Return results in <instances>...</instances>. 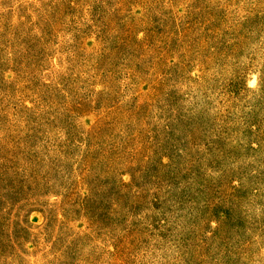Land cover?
<instances>
[{
    "label": "rangeland",
    "instance_id": "1",
    "mask_svg": "<svg viewBox=\"0 0 264 264\" xmlns=\"http://www.w3.org/2000/svg\"><path fill=\"white\" fill-rule=\"evenodd\" d=\"M0 264H264V0H0Z\"/></svg>",
    "mask_w": 264,
    "mask_h": 264
}]
</instances>
